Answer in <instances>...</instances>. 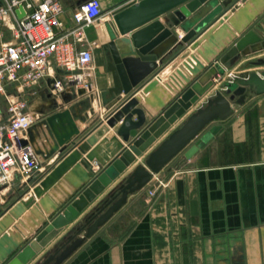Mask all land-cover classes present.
Returning <instances> with one entry per match:
<instances>
[{"label": "crops", "instance_id": "1", "mask_svg": "<svg viewBox=\"0 0 264 264\" xmlns=\"http://www.w3.org/2000/svg\"><path fill=\"white\" fill-rule=\"evenodd\" d=\"M76 1L61 0L60 31L73 25ZM130 1L134 0H101L103 21L84 28L83 43L76 46L92 45L93 59L84 71L86 88L64 84L61 90H54L53 78L66 74L56 66L28 88L33 89L31 101L27 100L29 109L39 119L26 140L39 154L40 163L33 174L15 173L9 184L0 187V264L28 243L35 252L25 264L40 263L189 114L220 90L231 74L245 77L251 71H263L262 66L243 65L263 57L264 45L256 51L247 45L245 53L236 56L227 49L248 26L260 36L258 42L264 43V0H232L131 92H122L119 98L110 94L113 79L106 68L108 52L102 47L109 35L103 24ZM11 27L0 25V42L12 40ZM176 30L180 38L184 32L180 26ZM221 54L224 71L215 74L213 63ZM190 85L200 93L191 106L135 155L108 186L86 201L67 225L37 242L36 235L51 218L79 198L87 179L118 156L120 150L115 151L113 139L126 144L116 133L121 121L110 126L107 117L132 95L160 114ZM68 109V116L52 117ZM145 114L152 120L148 111ZM69 118L79 133L55 149L72 129ZM210 130L190 155L187 147L152 176L151 192L143 189L129 194L121 208L60 264H264V94L246 99L240 109ZM91 135L96 141L83 151L80 144ZM92 149L102 161L94 158L86 165V154Z\"/></svg>", "mask_w": 264, "mask_h": 264}, {"label": "water", "instance_id": "2", "mask_svg": "<svg viewBox=\"0 0 264 264\" xmlns=\"http://www.w3.org/2000/svg\"><path fill=\"white\" fill-rule=\"evenodd\" d=\"M86 1L77 0L76 5L79 6ZM231 2L232 0H134L115 10L112 13V19L105 23L109 41L102 45L108 52L106 68L111 72L113 79V86L108 89L110 94L119 98L122 92L125 94L131 92L163 62L167 55L193 39L222 12L224 6ZM16 13L21 17L24 14L23 8L19 7ZM177 26H180L184 32L180 38L176 30ZM134 29L136 30L133 31ZM259 39L260 36L251 26H248L229 46L228 54L236 56L240 52L245 53L243 48L247 45H250L252 51L262 49L264 43L260 44ZM224 62L225 58H222V54L219 55L217 61L213 63L215 74L224 71L222 66ZM199 63L203 66L201 62ZM262 64H264V57H258L247 61L243 67ZM262 94H264V70L251 71L245 77L234 76L233 79L226 80L220 90L189 114L146 156L143 163L137 165L123 182L109 192L101 204L38 264H60L64 261L72 251L121 208L129 194L151 188L152 176L158 174L173 157L187 147L189 152L186 154L190 155L212 133L211 125L229 118L234 110L240 109L246 99H255ZM199 95L200 93L190 85L176 99L167 104L160 114L152 110L146 101H139L137 96H129L123 101L107 117L106 122L114 126L121 121L116 133L126 144L113 139L116 140L115 151L120 150L118 156L105 164L93 178L87 179V185L79 194V198L67 204L53 216L38 232L36 241H42L67 225L86 201L92 200L108 186L135 159V155H140L154 137L181 116ZM145 111L149 112L152 120H148ZM69 112L68 109L52 117L68 116ZM48 120L50 121V118ZM69 122L72 129L59 139L55 149L70 140L74 134L79 133L72 118H69ZM28 131L30 132V128ZM95 141L96 136L91 135L81 142L80 147L83 151L88 150ZM26 142L27 140H24V143ZM85 158L87 165L94 158L100 157L96 149H92L87 152ZM100 160L102 161L101 158ZM85 176L87 177V174ZM81 233L82 236H78ZM34 252L33 244L28 243L7 259L5 264H25Z\"/></svg>", "mask_w": 264, "mask_h": 264}, {"label": "built area", "instance_id": "3", "mask_svg": "<svg viewBox=\"0 0 264 264\" xmlns=\"http://www.w3.org/2000/svg\"><path fill=\"white\" fill-rule=\"evenodd\" d=\"M19 7L24 11L21 17L16 13ZM63 11L61 0H0V25L12 26V40L0 42V187L9 184L15 173L33 174L40 163L33 145L24 143L39 115L19 93L7 92L9 86L30 88L46 77L51 66L66 73L53 78L54 90H61L64 84L88 86L84 71L93 59L92 45L76 44L83 43L84 28L101 18V4L99 0L81 3L72 11L73 25L60 31Z\"/></svg>", "mask_w": 264, "mask_h": 264}, {"label": "rangeland", "instance_id": "4", "mask_svg": "<svg viewBox=\"0 0 264 264\" xmlns=\"http://www.w3.org/2000/svg\"><path fill=\"white\" fill-rule=\"evenodd\" d=\"M99 2H100V4H101V0H99ZM101 8H102V4H101ZM102 11H103V8H102ZM103 17H105L104 16V12H103V14L101 15V18L100 19H98V21H103ZM263 57H264V55H263ZM252 60H254V59H252ZM257 66H262L261 68L264 70V64H262V65H257ZM256 66V67H257ZM249 67H254V66H249ZM259 67V68H260ZM260 68V69H261ZM7 92H13V93H19L21 96H23V98L27 101V100H30L31 101V99H32V97L31 96H33V94L31 95V93H33V89H28V88H23L22 90H20V89H18V88H14V86H9V88H8V91ZM28 102V101H27ZM1 105H2V112L4 113L5 112V110H6V101H5V99H4V97L1 99Z\"/></svg>", "mask_w": 264, "mask_h": 264}, {"label": "bare ground", "instance_id": "5", "mask_svg": "<svg viewBox=\"0 0 264 264\" xmlns=\"http://www.w3.org/2000/svg\"><path fill=\"white\" fill-rule=\"evenodd\" d=\"M98 30H99L100 34L102 35L103 32H102L101 28H98ZM103 30L105 31V23L103 24Z\"/></svg>", "mask_w": 264, "mask_h": 264}]
</instances>
